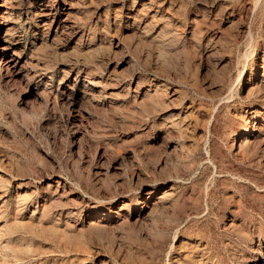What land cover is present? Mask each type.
Returning a JSON list of instances; mask_svg holds the SVG:
<instances>
[{"label":"rangeland","instance_id":"obj_1","mask_svg":"<svg viewBox=\"0 0 264 264\" xmlns=\"http://www.w3.org/2000/svg\"><path fill=\"white\" fill-rule=\"evenodd\" d=\"M62 1L0 0V264H263L264 0Z\"/></svg>","mask_w":264,"mask_h":264},{"label":"bare ground","instance_id":"obj_2","mask_svg":"<svg viewBox=\"0 0 264 264\" xmlns=\"http://www.w3.org/2000/svg\"><path fill=\"white\" fill-rule=\"evenodd\" d=\"M7 0H5V2L3 3V4H6L7 2H6ZM10 1V0H9ZM35 1V0H34ZM68 1L69 0H63L62 2H64V4H67L68 3ZM261 2H262V0H255V3H254V5H255V8H257L260 4H261ZM42 3V2H41ZM8 4V3H7ZM46 4H48V3H46ZM2 5V4H1ZM67 6V5H66ZM7 7V6H6ZM8 8V7H7ZM78 9V8H77ZM41 11V10H40ZM68 11H70V8L68 9ZM8 12V11H7ZM49 13V12H48ZM9 14V13H8ZM13 15V14H12ZM12 29V28H11ZM10 32V31H9ZM12 32V31H11ZM10 32V33H11ZM146 55V54H145ZM14 59V57H11L10 58V60H13ZM17 61V60H16ZM130 59L128 58V57H124L121 61H120V63H119V65L120 66H126V65H129V63H130ZM131 64V67H132V71H131V73H130V75H129V77H128V81H129V83L131 84V86H133L134 88H133V90L138 94V95H140L141 96V98L143 97H148V93L147 92H144L143 91V88H142V86L144 85V79H143V77H141V75L136 71V69H135V64L134 63H130ZM86 65V64H85ZM86 66H89V65H86ZM85 67V66H84ZM263 68V67H262ZM82 70V69H81ZM93 72V71H92ZM94 74V73H93ZM244 74V72L242 73V75ZM106 75V74H105ZM256 79V80H255ZM123 83V82H122ZM122 83H118L117 85H115L114 84V86H116V87H113V88H115V89H120L121 88V86H122ZM126 83V82H125ZM248 84L250 85V90H252L253 88H254V86H258V87H261V86H263L264 85V68H263V71H262V73L259 75V74H257L255 77H251V79H250V81L248 82ZM85 86L86 87H88V88H90L91 89V91L95 94V96H93L91 99L93 100V101H96V102H100L101 103V98L99 99L98 97L100 96L101 97V95L103 94V91H104V89H106V87H107V84L106 83H104L102 80H95V79H93V78H91L90 77V79H89V77H88V80H87V82H86V84H85ZM148 90V89H147ZM258 90H260V88L258 89ZM113 93V92H112ZM118 96V95H117ZM151 96V95H150ZM230 96V95H229ZM147 99V98H146ZM146 99H143V100H146ZM148 100V99H147ZM144 103V102H143ZM143 113V112H142ZM254 115H255V118H256V120L258 119V120H260V119H262L263 117L261 116V113H259L257 110H255V111H253L252 112ZM179 115V114H178ZM262 121H263V119H262ZM211 123V122H210ZM170 125V124H169ZM193 125V124H192ZM210 125V124H209ZM256 125V123L254 124V126ZM249 132L247 131L245 134H244V136L242 137V139H241V142H240V147H243L244 145H246V144H248L251 140H250V136H249ZM164 143V142H163ZM167 145V144H166ZM168 146V145H167ZM166 160H162V164L163 165H166ZM114 168H116V167H114ZM163 168V167H162ZM139 173V172H138ZM63 179V178H62ZM174 180V179H173ZM59 181V180H58ZM62 182V181H61ZM64 184V183H63ZM143 187H142V190H144L145 191V194H148V198H147V200H148V202L150 203L151 202V204L152 205H155L163 196H165V195H171L172 193H173V190H174V182L173 181H169V183H168V189L166 190V191H164V193L161 195V196H159V197H155L154 196V193L150 190V189H148L147 188V183H145V184H143L142 185ZM263 190V189H262ZM126 193V192H125ZM158 196V195H157ZM126 197H127V195H125V194H122L121 193V195L117 198H115V199H112L111 201H110V204L113 206V204H115V202H116V204L118 203V202H120V201H123V199L125 198L126 199ZM108 199V198H107ZM121 199V200H120ZM161 201V200H160ZM158 205V204H157ZM103 214H105V215H103ZM111 212H99V213H94V215H93V217H90V225H98L99 224V222L100 221H102L101 220V217L102 216H106V217H110L111 215ZM102 224V223H101ZM263 264H264V262H263Z\"/></svg>","mask_w":264,"mask_h":264}]
</instances>
